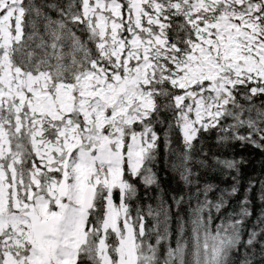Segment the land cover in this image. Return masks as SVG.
<instances>
[{
    "label": "snow or ice",
    "instance_id": "snow-or-ice-1",
    "mask_svg": "<svg viewBox=\"0 0 264 264\" xmlns=\"http://www.w3.org/2000/svg\"><path fill=\"white\" fill-rule=\"evenodd\" d=\"M237 144L264 153V0H0V264H264Z\"/></svg>",
    "mask_w": 264,
    "mask_h": 264
},
{
    "label": "trees",
    "instance_id": "trees-1",
    "mask_svg": "<svg viewBox=\"0 0 264 264\" xmlns=\"http://www.w3.org/2000/svg\"><path fill=\"white\" fill-rule=\"evenodd\" d=\"M230 156L235 157L237 160L243 159L245 163L241 164L240 166V172H241V178H242V187H241V193L243 192V187L246 186L247 180L249 178H255L256 180H259L261 178H264V153H261L259 150L252 148L251 146H245L240 147L239 144L235 145L233 150L229 153ZM159 181L161 185V189L163 190L162 195L165 199L169 200L171 202V195L176 194L179 196L183 192V184L179 181V177H174L171 172H166L163 170V163H161V170L158 172ZM217 182V181H213ZM232 181L231 179H225L221 183V187H230ZM258 187V185H257ZM139 194L142 203H152L153 206L156 204V200L153 199L151 201H144L143 195H144V186H139ZM157 195V192L155 188L152 190V196L155 197ZM214 195V194H212ZM251 198L253 199V208L254 212L258 213L260 209V203L259 200L256 198L255 191L251 194ZM183 215L187 217V208H184ZM151 221H148V225L150 226ZM173 231L175 230V218L172 221ZM174 246V244H173Z\"/></svg>",
    "mask_w": 264,
    "mask_h": 264
}]
</instances>
